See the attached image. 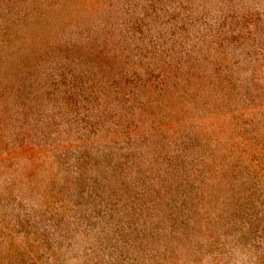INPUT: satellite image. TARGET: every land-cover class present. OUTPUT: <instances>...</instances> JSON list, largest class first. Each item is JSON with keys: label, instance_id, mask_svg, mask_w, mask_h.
<instances>
[{"label": "rangeland", "instance_id": "rangeland-1", "mask_svg": "<svg viewBox=\"0 0 264 264\" xmlns=\"http://www.w3.org/2000/svg\"><path fill=\"white\" fill-rule=\"evenodd\" d=\"M0 264H264V0H0Z\"/></svg>", "mask_w": 264, "mask_h": 264}]
</instances>
